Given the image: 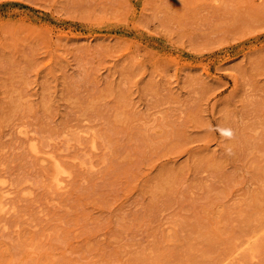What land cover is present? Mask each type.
Wrapping results in <instances>:
<instances>
[{
    "label": "rangeland",
    "instance_id": "obj_1",
    "mask_svg": "<svg viewBox=\"0 0 264 264\" xmlns=\"http://www.w3.org/2000/svg\"><path fill=\"white\" fill-rule=\"evenodd\" d=\"M0 264H264V0H0Z\"/></svg>",
    "mask_w": 264,
    "mask_h": 264
},
{
    "label": "bare ground",
    "instance_id": "obj_2",
    "mask_svg": "<svg viewBox=\"0 0 264 264\" xmlns=\"http://www.w3.org/2000/svg\"><path fill=\"white\" fill-rule=\"evenodd\" d=\"M36 145V144H35ZM35 145H32V149L33 150H35V149H37V147L35 146ZM35 152H37L36 150H35ZM50 156H49V158L52 156L51 155V153L49 154ZM54 165H55V167H54V169H55V173H54V180L56 181V183H57V187L60 185V176L59 175H61V173H64V171L65 170H63L62 168H61V166L59 165V163H57V162H54ZM4 183V182H3ZM55 183V184H56ZM4 192V191H3ZM6 193V192H5ZM5 193H3V194H5ZM6 194H8V193H6ZM5 194V195H6ZM5 195H2V196H5ZM1 210H2V207H1Z\"/></svg>",
    "mask_w": 264,
    "mask_h": 264
}]
</instances>
